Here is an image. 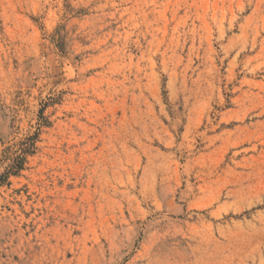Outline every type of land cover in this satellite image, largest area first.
I'll return each mask as SVG.
<instances>
[{"label": "rangeland", "instance_id": "374dc122", "mask_svg": "<svg viewBox=\"0 0 264 264\" xmlns=\"http://www.w3.org/2000/svg\"><path fill=\"white\" fill-rule=\"evenodd\" d=\"M0 264H264V0H0Z\"/></svg>", "mask_w": 264, "mask_h": 264}, {"label": "trees", "instance_id": "16d2710c", "mask_svg": "<svg viewBox=\"0 0 264 264\" xmlns=\"http://www.w3.org/2000/svg\"><path fill=\"white\" fill-rule=\"evenodd\" d=\"M33 146V139H28L20 144V155H18L13 160L11 165L8 166L6 172L2 176H0V180H5L11 175H17L23 169L25 157L30 154L31 149H33Z\"/></svg>", "mask_w": 264, "mask_h": 264}]
</instances>
